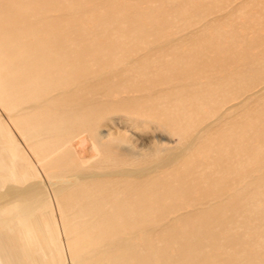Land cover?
<instances>
[{
    "label": "bare ground",
    "instance_id": "6f19581e",
    "mask_svg": "<svg viewBox=\"0 0 264 264\" xmlns=\"http://www.w3.org/2000/svg\"><path fill=\"white\" fill-rule=\"evenodd\" d=\"M0 264H264V0H0Z\"/></svg>",
    "mask_w": 264,
    "mask_h": 264
}]
</instances>
